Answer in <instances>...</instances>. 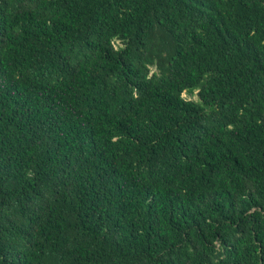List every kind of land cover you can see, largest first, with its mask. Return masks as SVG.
Returning <instances> with one entry per match:
<instances>
[{
  "label": "trees",
  "instance_id": "obj_1",
  "mask_svg": "<svg viewBox=\"0 0 264 264\" xmlns=\"http://www.w3.org/2000/svg\"><path fill=\"white\" fill-rule=\"evenodd\" d=\"M0 264H264V0H0Z\"/></svg>",
  "mask_w": 264,
  "mask_h": 264
},
{
  "label": "rangeland",
  "instance_id": "obj_2",
  "mask_svg": "<svg viewBox=\"0 0 264 264\" xmlns=\"http://www.w3.org/2000/svg\"><path fill=\"white\" fill-rule=\"evenodd\" d=\"M117 42H118V41L116 40V45H118ZM184 96L187 97V98H190V99H198L197 95L194 94V93L191 94V93H189V92H185V93H184Z\"/></svg>",
  "mask_w": 264,
  "mask_h": 264
}]
</instances>
